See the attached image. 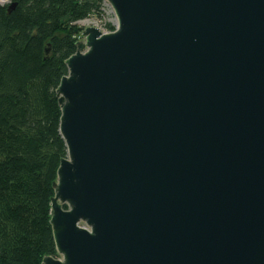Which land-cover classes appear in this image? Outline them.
Masks as SVG:
<instances>
[{"label":"water","instance_id":"water-1","mask_svg":"<svg viewBox=\"0 0 264 264\" xmlns=\"http://www.w3.org/2000/svg\"><path fill=\"white\" fill-rule=\"evenodd\" d=\"M105 1L56 89L42 264H264V0Z\"/></svg>","mask_w":264,"mask_h":264},{"label":"trees","instance_id":"trees-1","mask_svg":"<svg viewBox=\"0 0 264 264\" xmlns=\"http://www.w3.org/2000/svg\"><path fill=\"white\" fill-rule=\"evenodd\" d=\"M15 1L11 13L0 4V264H42L59 256L50 209L67 145L56 89L78 21L100 16L104 0Z\"/></svg>","mask_w":264,"mask_h":264},{"label":"rangeland","instance_id":"rangeland-1","mask_svg":"<svg viewBox=\"0 0 264 264\" xmlns=\"http://www.w3.org/2000/svg\"><path fill=\"white\" fill-rule=\"evenodd\" d=\"M101 12L102 14L100 16L93 15L89 17V19L78 21L77 24L83 27V29H85L86 27L95 26L98 29H100V31H103V32H110L107 28V25L111 23L116 28L117 24L113 22V20L117 21L116 14L113 11L111 5H109V3L105 0L102 6ZM79 39H83V36L81 35Z\"/></svg>","mask_w":264,"mask_h":264},{"label":"bare ground","instance_id":"bare-ground-1","mask_svg":"<svg viewBox=\"0 0 264 264\" xmlns=\"http://www.w3.org/2000/svg\"><path fill=\"white\" fill-rule=\"evenodd\" d=\"M113 22H115V24H117V23H118L116 20H113Z\"/></svg>","mask_w":264,"mask_h":264}]
</instances>
